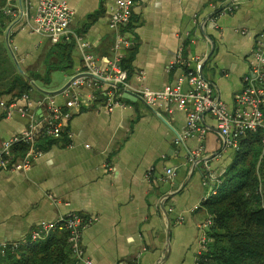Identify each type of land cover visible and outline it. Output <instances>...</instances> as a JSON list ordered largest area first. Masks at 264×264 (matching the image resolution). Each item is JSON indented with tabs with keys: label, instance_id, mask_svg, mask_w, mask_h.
<instances>
[{
	"label": "crops",
	"instance_id": "0c3cea01",
	"mask_svg": "<svg viewBox=\"0 0 264 264\" xmlns=\"http://www.w3.org/2000/svg\"><path fill=\"white\" fill-rule=\"evenodd\" d=\"M38 1L16 0L18 13L4 29L21 73L36 85L17 104L41 116L39 102L51 96L70 114L73 138L70 146L67 138L39 142L42 152L28 171L0 169V244L26 240L42 222L78 213L93 219L81 238L92 264H195L213 220L204 180L222 177L234 151L224 147L215 118L206 114L205 130L185 136L186 111L176 103L149 107L130 94L126 106L109 111L101 92L88 87L69 107L63 88L82 70V54L74 44L69 62L68 42L51 43L35 30ZM56 1L73 10L71 26L89 43L100 71L120 55L132 87L161 90L200 64L230 109L264 34V0H135L121 29L134 45L115 49L118 31L109 20L116 0ZM226 5L234 9L221 11ZM27 125V117L0 109V146Z\"/></svg>",
	"mask_w": 264,
	"mask_h": 264
},
{
	"label": "built area",
	"instance_id": "2783aa9c",
	"mask_svg": "<svg viewBox=\"0 0 264 264\" xmlns=\"http://www.w3.org/2000/svg\"><path fill=\"white\" fill-rule=\"evenodd\" d=\"M134 5L135 0H116V5L110 13V25L118 31L115 49H129L134 45V38L125 35L121 30L123 26L130 23ZM233 9L232 5H226L221 11ZM5 12L10 15L18 13L16 0H7ZM73 14V10L64 2L39 0L34 16L35 30L47 37L51 43L73 42L81 51L82 70L72 78L64 89V93L69 97V107L78 106L79 91L82 87L95 88L101 92L102 102L109 111L116 107L126 106L124 97L126 94L135 96L149 107H154L159 101L166 100L176 103L180 109L186 111L185 136L197 132L202 133L206 125L205 116L210 113L215 118L225 148L238 150L241 140L248 133L254 132L261 133L264 145V34L257 37L254 51L255 64L244 75L243 86L235 94L234 107L230 109L215 94L214 86L204 76L200 64H197L193 69L183 71L172 85L161 90L132 87L128 82L127 70L121 64L120 55H115L108 63L107 68L100 71L89 43L82 33L74 30L71 26ZM91 98L95 100L96 96L91 94ZM20 99L29 100V93L22 94ZM17 101L8 102L0 98V109L4 110L7 115L17 112L28 118L25 130L14 134L1 144L0 169L28 171L36 157L42 152L39 147V142L42 140L67 138L69 142L67 146L71 145L73 135L67 126L70 114L63 111L51 96H46L39 102L41 116L31 111L28 104L19 106ZM197 155V152H193L191 160L196 159ZM166 172L170 176L174 175V170L171 168H168ZM221 178V176H214L211 184L204 180V185L208 186L204 201L217 194ZM92 220L82 214L69 213L56 221L42 222L30 232V236L26 240L0 244V256L4 255L9 246L17 248L22 242L42 240L56 229H65L69 232L68 242L78 262L92 264L89 259L84 257L81 245L82 231ZM212 223L213 220L210 219L207 226H211ZM208 240L207 232L203 233L195 264H198L199 257L206 250Z\"/></svg>",
	"mask_w": 264,
	"mask_h": 264
},
{
	"label": "trees",
	"instance_id": "16d2710c",
	"mask_svg": "<svg viewBox=\"0 0 264 264\" xmlns=\"http://www.w3.org/2000/svg\"><path fill=\"white\" fill-rule=\"evenodd\" d=\"M6 4L7 0H0V98L19 100L36 89L30 77L17 69L4 40V29L13 18L5 12ZM68 43L66 58L70 62L74 43ZM204 206L213 215V223L198 264H264V145L260 132L248 133L241 140L217 194L205 200ZM68 235L67 230L56 229L42 240L9 246L0 256V264H77Z\"/></svg>",
	"mask_w": 264,
	"mask_h": 264
},
{
	"label": "water",
	"instance_id": "95a60500",
	"mask_svg": "<svg viewBox=\"0 0 264 264\" xmlns=\"http://www.w3.org/2000/svg\"><path fill=\"white\" fill-rule=\"evenodd\" d=\"M5 41H6V45H7L8 49H9V51H10V53H11L13 59H14V62H15V65H16L17 69L19 70V72H22V69H21V67H20V64H19V62H18V60H17V58H16V56H15V54H14V51H13V49H12V46H11V44H10L8 34H7L6 37H5ZM202 72H203V70H202ZM69 83H70V82H69ZM69 83H67L66 86H65L63 89H65V88L69 85ZM32 84L34 85V87H36V85H35L34 83H32ZM125 97H126V98H129V99H133V97H132L130 94H126ZM162 206H163V205H162ZM163 207H164V206H163ZM167 237L170 238V226H168V228H167Z\"/></svg>",
	"mask_w": 264,
	"mask_h": 264
},
{
	"label": "rangeland",
	"instance_id": "374dc122",
	"mask_svg": "<svg viewBox=\"0 0 264 264\" xmlns=\"http://www.w3.org/2000/svg\"><path fill=\"white\" fill-rule=\"evenodd\" d=\"M30 236V235H29Z\"/></svg>",
	"mask_w": 264,
	"mask_h": 264
}]
</instances>
